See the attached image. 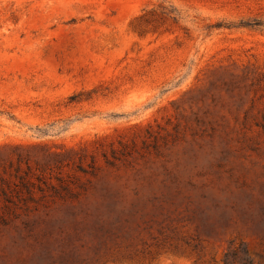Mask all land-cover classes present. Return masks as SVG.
Here are the masks:
<instances>
[{"label": "rangeland", "instance_id": "obj_1", "mask_svg": "<svg viewBox=\"0 0 264 264\" xmlns=\"http://www.w3.org/2000/svg\"><path fill=\"white\" fill-rule=\"evenodd\" d=\"M0 264H264V0H0Z\"/></svg>", "mask_w": 264, "mask_h": 264}]
</instances>
